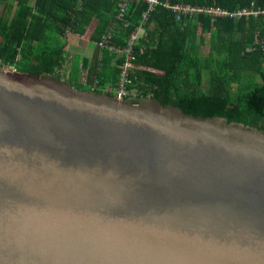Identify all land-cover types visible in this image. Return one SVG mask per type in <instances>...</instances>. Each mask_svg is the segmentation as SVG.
<instances>
[{
  "label": "water",
  "instance_id": "water-1",
  "mask_svg": "<svg viewBox=\"0 0 264 264\" xmlns=\"http://www.w3.org/2000/svg\"><path fill=\"white\" fill-rule=\"evenodd\" d=\"M0 68V264H264V130Z\"/></svg>",
  "mask_w": 264,
  "mask_h": 264
},
{
  "label": "trees",
  "instance_id": "trees-1",
  "mask_svg": "<svg viewBox=\"0 0 264 264\" xmlns=\"http://www.w3.org/2000/svg\"><path fill=\"white\" fill-rule=\"evenodd\" d=\"M16 1L13 18L0 16L3 65L14 66L20 73L60 79L67 59L64 46L68 34H84L91 19L97 18L90 39L97 45L103 36L111 34V42L122 47L147 10L144 2L131 3L125 16L129 25L125 27L116 18L119 0H35L33 5L29 0ZM164 2L218 6L229 11L249 8L251 3L255 8L264 6V0H158L142 25L145 34L134 50L133 83L124 100L136 103L143 98L154 99L193 116L223 117L264 130V15L214 22L199 15L177 21ZM205 45L209 52L202 55ZM99 49L101 56L99 51L94 54L86 81L76 89L104 93L106 86H116L123 57ZM113 58L116 63L110 66ZM85 64L83 60L81 68ZM72 66L76 67L74 61ZM72 78L70 75L66 80L71 85Z\"/></svg>",
  "mask_w": 264,
  "mask_h": 264
},
{
  "label": "built area",
  "instance_id": "built-area-1",
  "mask_svg": "<svg viewBox=\"0 0 264 264\" xmlns=\"http://www.w3.org/2000/svg\"><path fill=\"white\" fill-rule=\"evenodd\" d=\"M144 2L147 4V10L142 14L140 24L133 29L127 37L125 45L118 47L111 42V34L105 35L97 43L99 47L106 48L107 50L120 54L123 59L119 64V80L115 87H106L105 94L114 96L117 99L124 100L130 93L129 87L132 85L131 70L134 66L135 59V47L140 39V32L142 31V25L147 21L149 12L155 5L158 4V0H119L116 18L122 22L123 26L128 27L129 23L125 16L128 11V7L131 3ZM163 6L171 9L175 14V19L180 21L184 18H193L199 15H205L211 18L212 22L219 18H229L233 20H239L242 17L258 15H264V6L262 8H255L251 3L249 8H244L236 11H229L218 6L200 7L192 6L189 4H175L169 5L167 2L162 4ZM0 68L2 70L17 71L14 66H4L0 59Z\"/></svg>",
  "mask_w": 264,
  "mask_h": 264
},
{
  "label": "crops",
  "instance_id": "crops-1",
  "mask_svg": "<svg viewBox=\"0 0 264 264\" xmlns=\"http://www.w3.org/2000/svg\"><path fill=\"white\" fill-rule=\"evenodd\" d=\"M34 1L35 0H29L28 4L33 5ZM17 7H18V1H16V0H10L8 2H1L0 3V16L13 18L16 14ZM97 25H98V19L97 18L91 19L89 24L85 27L84 34L78 35L76 33H70L65 38L66 44L64 46V51L66 53L67 59L63 65V67L61 68V74L63 75V78H61V79L65 82H67L66 80L69 78L70 75H72V77H73L72 78L73 79L72 86L74 88L76 87V85L83 84V82L86 81V78L89 75L87 73V67L90 64L91 58L94 57V54L97 51H99L98 52L99 56H101V54H102V52L100 51L101 49H99V47L96 45L95 41L90 39L91 33L94 32ZM199 26H200V24H199ZM144 34H145V31L143 29L140 32V36L142 37ZM113 35H114V33H113ZM114 45H116V44H114ZM203 48H207L208 52H209V46L208 45H205ZM203 48H202V50H203ZM83 60H86L85 68H81ZM115 60H116V58H113L111 60L110 66L115 65V63H116ZM73 61H74V64L76 65L75 68H74V66H72ZM146 70H150L156 74H162V71L153 70V68H146ZM133 95L135 96L136 92H134Z\"/></svg>",
  "mask_w": 264,
  "mask_h": 264
},
{
  "label": "rangeland",
  "instance_id": "rangeland-1",
  "mask_svg": "<svg viewBox=\"0 0 264 264\" xmlns=\"http://www.w3.org/2000/svg\"><path fill=\"white\" fill-rule=\"evenodd\" d=\"M202 55H207L208 54V49L207 48H203V50L201 51ZM60 79V78H58ZM61 81H63L62 79H60Z\"/></svg>",
  "mask_w": 264,
  "mask_h": 264
}]
</instances>
